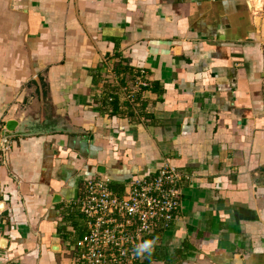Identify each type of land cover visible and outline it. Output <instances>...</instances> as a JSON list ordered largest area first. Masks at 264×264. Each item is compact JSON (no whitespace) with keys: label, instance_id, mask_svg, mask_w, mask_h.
Here are the masks:
<instances>
[{"label":"crops","instance_id":"crops-1","mask_svg":"<svg viewBox=\"0 0 264 264\" xmlns=\"http://www.w3.org/2000/svg\"><path fill=\"white\" fill-rule=\"evenodd\" d=\"M259 1L0 0V264H76L85 180L166 163L189 178L144 264H264Z\"/></svg>","mask_w":264,"mask_h":264},{"label":"built area","instance_id":"built-area-1","mask_svg":"<svg viewBox=\"0 0 264 264\" xmlns=\"http://www.w3.org/2000/svg\"><path fill=\"white\" fill-rule=\"evenodd\" d=\"M254 1L256 5L260 2ZM259 11L262 8L256 7V13ZM137 73L138 83L147 86L146 71ZM125 90L133 103L138 85ZM187 178L176 166L166 163L153 175L135 176L124 195L113 191L106 177L87 178L72 201L88 226L75 242L76 264H144L145 255H137L136 246L172 226L182 204L181 183ZM2 223L0 216V228Z\"/></svg>","mask_w":264,"mask_h":264},{"label":"clouds","instance_id":"clouds-1","mask_svg":"<svg viewBox=\"0 0 264 264\" xmlns=\"http://www.w3.org/2000/svg\"><path fill=\"white\" fill-rule=\"evenodd\" d=\"M154 245V241L152 240H147L144 241L136 246V254L139 256H144L145 254H148L151 256Z\"/></svg>","mask_w":264,"mask_h":264},{"label":"water","instance_id":"water-1","mask_svg":"<svg viewBox=\"0 0 264 264\" xmlns=\"http://www.w3.org/2000/svg\"><path fill=\"white\" fill-rule=\"evenodd\" d=\"M17 126V121L15 119H10L6 123L5 129L8 131H13Z\"/></svg>","mask_w":264,"mask_h":264}]
</instances>
